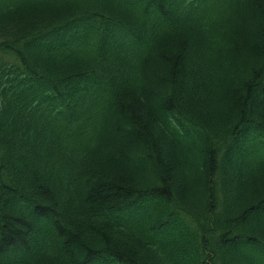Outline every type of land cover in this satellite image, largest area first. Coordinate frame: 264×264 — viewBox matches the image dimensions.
<instances>
[{
  "label": "trees",
  "instance_id": "obj_1",
  "mask_svg": "<svg viewBox=\"0 0 264 264\" xmlns=\"http://www.w3.org/2000/svg\"><path fill=\"white\" fill-rule=\"evenodd\" d=\"M0 264H264V0H0Z\"/></svg>",
  "mask_w": 264,
  "mask_h": 264
}]
</instances>
